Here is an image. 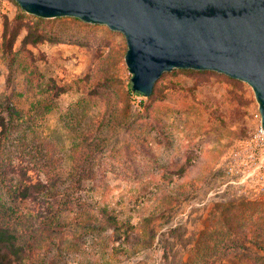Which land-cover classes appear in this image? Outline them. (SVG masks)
<instances>
[{"label": "rangeland", "instance_id": "rangeland-1", "mask_svg": "<svg viewBox=\"0 0 264 264\" xmlns=\"http://www.w3.org/2000/svg\"><path fill=\"white\" fill-rule=\"evenodd\" d=\"M21 10L14 0H0V43L6 18L14 23ZM44 20V29L55 42L33 49L37 56H45L39 61L42 74L59 84L91 78L90 86L99 96L70 92L57 99L50 112L37 116L33 109L37 91L24 77L12 74L0 56V99L10 97L26 116L13 125L6 142L5 158L11 160L7 162L25 167L33 181L46 173L60 175L71 166L74 128L106 116L111 129L109 147L100 159L105 161L104 176L70 190L74 208L80 210L83 204L94 215L107 208L135 223L153 212L164 213L166 197L171 196L174 208L152 247L114 264H190L201 258L232 264L234 254L224 256L218 248L229 230L242 225L264 228V192L254 190L250 178L237 175L240 161H222L228 153L231 156L236 142L250 138L260 121L251 87L215 72L174 70L158 81L150 101L129 92L132 76L125 63L123 34L75 18ZM145 106L151 107V115ZM134 133L144 140L147 151L136 145ZM187 161L192 165L188 176L169 187L154 175ZM214 161L216 169L211 166ZM196 180L199 187L183 194L182 189L188 190L189 182ZM73 216L68 213L61 222ZM81 242L84 252L55 253L48 261L101 264L94 242Z\"/></svg>", "mask_w": 264, "mask_h": 264}, {"label": "trees", "instance_id": "trees-1", "mask_svg": "<svg viewBox=\"0 0 264 264\" xmlns=\"http://www.w3.org/2000/svg\"><path fill=\"white\" fill-rule=\"evenodd\" d=\"M44 23L46 20L21 10L14 23L6 18L0 43V56L7 62L10 72L24 77L28 85L37 91L39 97L33 106L37 116L50 112L55 101L70 92H83L91 98L99 96L90 86L91 78L59 84L42 74L39 61H44L45 56H37L33 49L55 42L45 31ZM145 110L151 115L150 106H145ZM25 118V113L14 105L10 97L0 99V264H57L48 261L53 254L82 253L85 246L81 240L84 239L94 242L97 253L102 255L101 264L125 263L141 248L155 244L168 214L174 209L168 199L171 196L163 201L164 213L153 212L136 223L132 218L123 219L107 208H102L97 215L87 211L83 204H80V210L74 208L70 190L104 176L105 161L100 159L109 147L110 119L100 116L82 128H74L76 148L71 155L70 168L60 175L46 173L44 178L33 181L25 167L9 163L7 161L11 160L5 158L6 142L11 137L13 125ZM132 136L139 148L148 150L139 135L134 133ZM126 149L130 150V147ZM214 165L216 169V161L211 164ZM191 166V161H187L175 169H161L154 175L159 177L163 187H169L186 178ZM199 182L190 181L188 190L182 189L183 194L196 190ZM6 196L9 198L6 199ZM68 213H74L73 218L62 223L61 219ZM244 226L230 229L228 237L219 243L218 248L224 251V256L234 254L230 256L232 264H263L264 228L258 231ZM214 262H217L216 259ZM214 262L211 258H201L190 264Z\"/></svg>", "mask_w": 264, "mask_h": 264}, {"label": "water", "instance_id": "water-1", "mask_svg": "<svg viewBox=\"0 0 264 264\" xmlns=\"http://www.w3.org/2000/svg\"><path fill=\"white\" fill-rule=\"evenodd\" d=\"M40 19L75 18L124 35L133 94L174 70L210 71L253 90L264 129V0H14Z\"/></svg>", "mask_w": 264, "mask_h": 264}, {"label": "built area", "instance_id": "built-area-1", "mask_svg": "<svg viewBox=\"0 0 264 264\" xmlns=\"http://www.w3.org/2000/svg\"><path fill=\"white\" fill-rule=\"evenodd\" d=\"M255 115L260 121L250 138L236 142L231 156L227 157L228 153L222 161H240L242 164L237 170V175L243 179L250 178L251 183L255 185L254 190L264 192V129L261 126L259 109ZM227 168L229 167H226V172Z\"/></svg>", "mask_w": 264, "mask_h": 264}]
</instances>
